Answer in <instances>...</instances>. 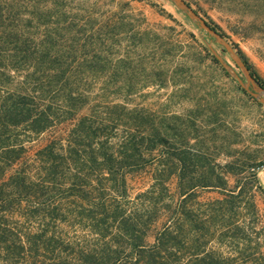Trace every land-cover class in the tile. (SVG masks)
<instances>
[{
	"label": "trees",
	"instance_id": "1",
	"mask_svg": "<svg viewBox=\"0 0 264 264\" xmlns=\"http://www.w3.org/2000/svg\"><path fill=\"white\" fill-rule=\"evenodd\" d=\"M173 32L125 1L0 0V264H264V159L221 163L217 127L171 109L229 77Z\"/></svg>",
	"mask_w": 264,
	"mask_h": 264
},
{
	"label": "rangeland",
	"instance_id": "2",
	"mask_svg": "<svg viewBox=\"0 0 264 264\" xmlns=\"http://www.w3.org/2000/svg\"><path fill=\"white\" fill-rule=\"evenodd\" d=\"M127 2L130 8L143 14L150 24H159L166 27H173L175 36L181 41L189 40L192 35L197 43L203 45L213 55H217L224 62L221 66L229 74L225 77L222 69L215 66L216 71L222 76L219 100L215 103L209 97L207 103L200 101H184L180 103L177 98L171 109L174 113L194 114L198 120L207 122V130L216 126V130L209 132L210 139L205 147L210 154L215 155V159L224 163L230 159L226 153H234L233 157L239 159H264V105L258 100L238 91L235 86L239 84L235 75L245 81L243 72L237 67L230 55L221 45L203 29L188 17L172 0H117ZM189 5L206 21L216 23L226 33L229 43L242 54L245 55L248 63L256 71L258 76L264 80V10L256 8V0H247L244 4H237L233 1L225 3L207 2L206 0H185ZM250 7V8H249ZM255 7V8H254ZM254 8V9H252ZM244 9V10H243ZM251 9V10H250ZM217 73V75H218ZM235 74V75H234ZM197 81H201L199 75ZM230 87V89L227 88ZM170 90L159 92V101H163L165 94ZM202 96V93L199 94ZM203 96V98H205ZM157 98V97H156ZM256 99V98H255ZM200 104V105H199ZM261 104V105H260ZM220 108L221 113L212 117V110ZM48 138V133H44L38 143H44ZM257 176L264 186V166H259ZM235 177L228 175L230 185L234 183ZM129 191L134 194L148 186L150 178L147 173L131 174L127 177ZM210 195H214L211 193ZM261 213L264 216V194L258 193L256 196Z\"/></svg>",
	"mask_w": 264,
	"mask_h": 264
},
{
	"label": "water",
	"instance_id": "3",
	"mask_svg": "<svg viewBox=\"0 0 264 264\" xmlns=\"http://www.w3.org/2000/svg\"><path fill=\"white\" fill-rule=\"evenodd\" d=\"M175 4L183 10L190 19L206 31L216 43L221 45L223 49L230 55L237 67L243 72L245 81L239 76L235 75L237 82L243 87L250 95L256 98L260 103L264 105V87L259 84L256 79L251 75L249 69L237 53L236 49L229 43V41L223 37L218 31L210 27V25L185 1V0H172ZM215 57L222 63V65L228 69V66L222 62L219 57L215 54Z\"/></svg>",
	"mask_w": 264,
	"mask_h": 264
}]
</instances>
